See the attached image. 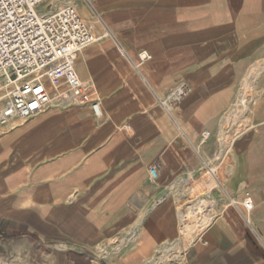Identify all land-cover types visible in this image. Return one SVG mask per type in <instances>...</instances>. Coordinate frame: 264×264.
<instances>
[{
    "label": "crops",
    "instance_id": "crops-1",
    "mask_svg": "<svg viewBox=\"0 0 264 264\" xmlns=\"http://www.w3.org/2000/svg\"><path fill=\"white\" fill-rule=\"evenodd\" d=\"M58 1L96 37L74 63L85 89L48 87L41 111L0 125V264H264V140L232 156L220 186L203 178L264 56V0ZM180 85L186 97L162 104Z\"/></svg>",
    "mask_w": 264,
    "mask_h": 264
},
{
    "label": "built area",
    "instance_id": "built-area-1",
    "mask_svg": "<svg viewBox=\"0 0 264 264\" xmlns=\"http://www.w3.org/2000/svg\"><path fill=\"white\" fill-rule=\"evenodd\" d=\"M49 0H0V123L10 118L34 116L48 101V87L63 84L79 97L85 87L74 63L78 53L95 41L87 25L72 5L40 11ZM142 58H148L146 53ZM188 89L178 86L162 104L186 97ZM94 116L101 117L99 102L91 105ZM208 133H203L207 138ZM212 170V169H210ZM157 167H149L150 180L157 178ZM249 223L252 200L241 202Z\"/></svg>",
    "mask_w": 264,
    "mask_h": 264
},
{
    "label": "rangeland",
    "instance_id": "rangeland-1",
    "mask_svg": "<svg viewBox=\"0 0 264 264\" xmlns=\"http://www.w3.org/2000/svg\"><path fill=\"white\" fill-rule=\"evenodd\" d=\"M47 2L49 3L45 6ZM47 2L40 4L38 9L40 11L55 9L59 5L58 0ZM183 99L178 100L177 103ZM255 139L264 140V56L258 57L247 66L234 102L223 114L218 145L215 147L212 158L213 162H208L210 164L203 173L205 188L220 186L218 178L223 168L228 165L236 152L247 151L250 141ZM214 170L215 173H211ZM256 210L254 204L250 211L251 220H254L253 215ZM261 212L264 214V208L261 209ZM188 214H194V212ZM194 218L197 219V216ZM193 223L196 227L192 237L198 228L197 220Z\"/></svg>",
    "mask_w": 264,
    "mask_h": 264
},
{
    "label": "water",
    "instance_id": "water-1",
    "mask_svg": "<svg viewBox=\"0 0 264 264\" xmlns=\"http://www.w3.org/2000/svg\"><path fill=\"white\" fill-rule=\"evenodd\" d=\"M200 214H202V209L199 208L196 210V214H190V215L188 214L184 217L182 221L183 225L181 227L180 235L184 248H186L188 243L191 241L192 234L194 233V228L196 227L193 221L197 219L194 218V216Z\"/></svg>",
    "mask_w": 264,
    "mask_h": 264
},
{
    "label": "bare ground",
    "instance_id": "bare-ground-1",
    "mask_svg": "<svg viewBox=\"0 0 264 264\" xmlns=\"http://www.w3.org/2000/svg\"><path fill=\"white\" fill-rule=\"evenodd\" d=\"M6 123H7V122H5V123H3V124L0 123V125H4V124H6ZM206 133H207V132H206ZM206 133H205V134H206ZM208 134H209V133H208ZM211 173H215V170L212 171ZM213 176H216V174H213ZM216 178H217V177H216ZM197 204H198V203H197ZM197 207H198V206H197ZM197 207H196V208H197ZM199 207H200V206H199ZM252 207H253V204H252ZM196 210H197V209H196ZM250 211H251V210H249L248 212H250ZM194 214H196V212H195ZM201 216H202V215H201ZM206 219H207V218H206ZM195 221H196V220H195ZM205 222H206V221H205ZM202 226H203V224H201V227H202Z\"/></svg>",
    "mask_w": 264,
    "mask_h": 264
}]
</instances>
